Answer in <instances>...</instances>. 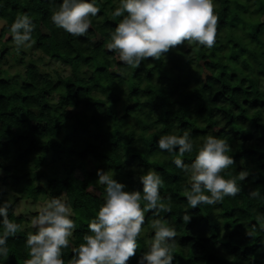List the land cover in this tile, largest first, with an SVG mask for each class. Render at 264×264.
Segmentation results:
<instances>
[{
  "label": "trees",
  "instance_id": "obj_1",
  "mask_svg": "<svg viewBox=\"0 0 264 264\" xmlns=\"http://www.w3.org/2000/svg\"><path fill=\"white\" fill-rule=\"evenodd\" d=\"M213 2L218 17L214 47L180 45L134 68L107 49L122 19L113 16L120 0H96L100 13L83 37L52 23V11L62 0H0V46L13 41L11 24L27 13L35 24L32 46L40 60L69 67L62 75L30 62L17 81L0 72L1 184L17 198L35 202L42 196L47 203L59 196L70 204L76 229L62 249L66 264L90 234L88 223L106 198L97 170L115 173L125 191L142 192L140 169L150 168L163 177L160 195L165 204L171 197L172 208L145 213L140 248L127 264H138L150 247L153 219L167 220L176 229L172 264H264V224L256 221L264 214V0ZM185 130L197 146L208 135L227 139L235 163L224 178L250 172L237 181V196L189 208L184 195L189 177L173 163L178 150L169 153L157 145L161 135ZM196 154L194 148L181 159L190 164ZM252 189L259 190L258 198L249 197ZM12 207L9 219L22 230L8 238L9 255L0 257V264H24L30 258L26 237L36 232L31 220L39 210L27 218L15 215ZM185 209L191 214L186 224Z\"/></svg>",
  "mask_w": 264,
  "mask_h": 264
},
{
  "label": "clouds",
  "instance_id": "obj_2",
  "mask_svg": "<svg viewBox=\"0 0 264 264\" xmlns=\"http://www.w3.org/2000/svg\"><path fill=\"white\" fill-rule=\"evenodd\" d=\"M51 2V0H50ZM213 0H120L114 17H122L111 33L107 49L115 52L119 60L130 67L139 68L149 58L160 60L170 50L180 45L198 44L211 49L216 43L218 17L214 14ZM100 13L96 0H62L58 9L52 11V23L74 37L86 36L94 17ZM126 13V15H125ZM35 24L27 13L18 14L10 26L14 45L31 47ZM158 148L178 155L173 163L189 177L190 187L184 189L189 208L201 204L215 205L226 197H235L241 185L250 175L247 170L225 179L222 173L232 167L234 158L227 139L208 135L202 145H195L188 130L183 135L165 134L157 140ZM197 149L195 159L185 164L181 157ZM2 173V169H0ZM115 173L97 170L98 184L106 186V198L94 219L88 223L86 234L67 264H127L140 248L138 239L143 231L145 213L171 212V197L165 204L160 195L164 179L155 169H140L139 181L143 191H125V185L114 179ZM205 193H210L206 195ZM250 198L260 193L252 189ZM144 202L143 207L141 206ZM9 199L0 203V257L8 258L7 241L21 231V225L9 219ZM72 208L62 197H52L39 214L32 218L36 229L28 233L26 247L29 259L24 264H66L62 249L69 246V238L76 229ZM182 220L186 224L191 214L185 209ZM258 224H264V214H257ZM154 236L150 247L140 257L138 264H172L177 232L167 220L153 219ZM246 230V235L253 236Z\"/></svg>",
  "mask_w": 264,
  "mask_h": 264
},
{
  "label": "rangeland",
  "instance_id": "obj_3",
  "mask_svg": "<svg viewBox=\"0 0 264 264\" xmlns=\"http://www.w3.org/2000/svg\"><path fill=\"white\" fill-rule=\"evenodd\" d=\"M5 40V39H4ZM4 49L8 52L4 55L3 58H0V72L6 78L13 80H21V74L24 71L25 64L33 62L32 64L39 65L41 70H50L56 69L62 75L69 73L68 65L61 64L60 62L54 60H45L41 61L39 57V51H37L32 45L28 48H21L17 51L13 41H7L0 46V56L4 53ZM43 64V65H42ZM0 198L3 201L15 200L12 207V211L15 215H24L29 218L30 213L34 210H40L43 206L46 205L42 196L38 198L37 201L32 199L17 198L6 186L1 184L0 179Z\"/></svg>",
  "mask_w": 264,
  "mask_h": 264
}]
</instances>
